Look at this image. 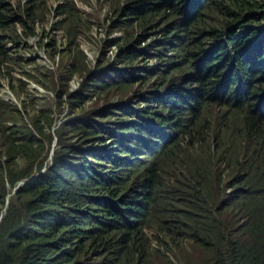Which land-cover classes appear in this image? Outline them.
I'll use <instances>...</instances> for the list:
<instances>
[{
    "label": "trees",
    "instance_id": "1",
    "mask_svg": "<svg viewBox=\"0 0 264 264\" xmlns=\"http://www.w3.org/2000/svg\"><path fill=\"white\" fill-rule=\"evenodd\" d=\"M45 7L0 0V80L13 72L6 43L33 37ZM119 13L129 33L164 25L173 55L153 85L172 95L142 111L109 106L98 122L85 89L68 94L82 114L56 131L50 166L52 112L18 125L0 100V264H264V0H126ZM68 35L69 72L81 74ZM139 39L119 47L122 63L137 60ZM127 76L101 75L95 96L127 98Z\"/></svg>",
    "mask_w": 264,
    "mask_h": 264
},
{
    "label": "rangeland",
    "instance_id": "2",
    "mask_svg": "<svg viewBox=\"0 0 264 264\" xmlns=\"http://www.w3.org/2000/svg\"><path fill=\"white\" fill-rule=\"evenodd\" d=\"M28 1L10 0V4L16 8L17 5L21 4L25 6ZM45 1L46 7L43 8L44 14L43 17H39L40 23L35 26V35L29 39L22 37L20 40H16L14 44L12 42L7 44V47L10 48L9 54L12 58V64H10L9 69H13V72L11 79L4 78L0 80L2 86L0 100L5 104L16 107L21 113V116L13 113V116L15 115L14 121L18 125L29 123V118L34 112L40 110H49L52 112L51 131H49L53 137L50 149L51 153L56 148V139L54 138L56 131L60 132L63 129L61 128L63 123L74 119L78 114H82L80 109L76 108L75 103H71L73 106H70V103L65 98L68 94L75 93L81 77L83 81L80 89L76 92L85 89L88 96H91L83 105V108L85 111L91 110L94 115L92 118L98 122L100 120L97 119L95 114L100 111H106L109 106L115 107L122 102H128L133 109L146 107L147 105L153 107L157 100L155 98L152 99V95L159 98L160 101L165 100L170 90L165 86L157 87L153 85V82L158 78L157 73H160L166 67H170L168 58L173 55V51L172 49L165 50L164 44L165 42L171 43V41L164 37L166 39L164 42H154L148 45V47L140 45L138 47L137 60L131 63L134 65L129 66L131 64L122 63L119 55V47L124 44L125 40L130 38L131 34L136 35L137 32V29H134L129 33L130 29L124 27V17L119 13L120 6H124L126 0ZM62 2L66 3V8L59 9L58 5ZM40 4V1L37 2V5ZM68 8H70V14L67 12ZM65 10L67 12L66 16L59 14L60 11L63 12ZM169 23H174L175 26H178V17L170 19ZM163 26L162 24L160 27L155 26L153 29L150 28L146 32L149 35L146 37V40H151L156 38L157 35H162L160 30H163ZM74 28L77 32L75 43L82 55H84V59L87 58L92 63V71L86 68V64L83 61V72L81 74L73 73L70 75L69 70L72 67L70 65L72 60L69 55L70 37L68 33ZM141 34L144 33L138 32V36ZM117 40H119L118 43L116 42ZM142 40V38L139 39L140 42ZM96 60L99 62L97 71L93 70V64ZM150 60H154V64L150 66L157 67L161 70H149L145 76H136L133 90L128 92L127 98L121 99L115 90H113V96H109L108 103L100 102V98L95 96L97 95V90L94 89L95 83L93 84V80L98 79L101 75H104L108 79H116L118 76L123 78V80H127L125 79L127 75L124 74L126 72L129 75L127 77H134V72L128 70V68L142 69L141 67ZM80 65L81 58L78 56L75 66ZM144 72L145 69L139 70L136 72V75ZM67 74L70 78L74 75V79L64 82ZM63 92L65 94L60 97L59 94ZM149 100L150 103H146ZM157 131L159 139H164L160 130ZM111 133L114 135V138H108L106 145H116L118 143L117 138L119 134L117 132ZM129 135L134 139L137 136L136 133ZM75 140L77 139H74L72 142ZM72 142L71 140L69 141V143ZM224 148L231 152L234 147H232V144H228ZM212 150H215V145H213ZM194 155L198 157L200 154ZM227 155L223 154V158ZM218 156H221V154H218ZM88 161L93 163V159L91 158ZM163 166L167 167V165ZM218 167L219 171H222V166L219 165ZM224 172L221 178L222 181L226 180L228 174L227 171ZM3 178L5 179V177ZM10 196L11 194L7 197L5 204L8 203ZM229 211L227 209L224 213H229ZM147 234L150 236L152 232L147 231ZM184 249L187 253L192 252V249L187 245H184ZM166 255L171 257L172 253L166 252Z\"/></svg>",
    "mask_w": 264,
    "mask_h": 264
},
{
    "label": "clouds",
    "instance_id": "3",
    "mask_svg": "<svg viewBox=\"0 0 264 264\" xmlns=\"http://www.w3.org/2000/svg\"><path fill=\"white\" fill-rule=\"evenodd\" d=\"M64 2H62V3H60V4H63ZM78 9V8H77ZM138 33V32H137ZM149 36V35H148ZM148 36H146V34L144 33V34H141L140 36H139V38H142L143 40L140 42H138V44H135V49L137 50V52L139 51L138 49V47L140 46V45H143V46H146V47H148V45H150L151 43H154V42H164V41H166V39L165 38H163V36L162 35H157L156 36V38H154V39H151V40H146V37H148ZM134 37L136 38V37H138V35L136 34V35H134ZM168 40H170L171 41V39L170 38H167ZM8 43H10V42H8ZM8 43H6V48H8L7 47V44ZM165 44L167 45V44H169V42H165ZM170 44H172V46H173V42L171 41V43ZM115 48V47H114ZM8 49H10V48H8ZM168 49H171L170 48V46H165V50H168ZM120 50H121V48H120ZM97 55H99V54H97ZM119 55H120V53H119ZM106 57H110V56H106ZM113 60V59H112ZM97 62H98V60H96V61H94V64H93V70H96L97 71V66H98V64H97ZM86 63H87V69L88 70H90V71H92V66H91V64L92 63H90V60H88L87 58H86ZM151 64H154V60H150V61H148L143 67H141L142 69H145V72L144 73H142V74H140V75H136V72H138L139 70H142V69H139V68H128V70H131V71H133L134 72V77H136V76H145L146 75V73L149 71V70H154V69H159V68H157V67H152V66H150ZM132 65H134V64H131L130 66H132ZM169 69V67H166V68H164V70L163 71H161L160 73H157L158 75L159 74H163V73H165L167 70ZM159 70H161V69H159ZM78 76V75H77ZM78 77H80V76H78ZM74 79V75L71 77V79L70 80H73ZM69 80V81H70ZM82 81H83V78L81 77L80 79H79V84H78V88L76 89V91L77 90H79L80 89V85H81V83H82ZM165 86V85H164ZM164 86H162V87H164ZM165 87H167L170 91H169V94L166 96V98H165V100L164 101H166V100H168V97L170 96V95H172V89L171 88H169L168 86H165ZM94 89H96L95 87H94ZM92 90V89H91ZM75 91V92H76ZM152 99H154V95H152ZM159 99V98H158ZM160 100V99H159ZM146 103H150V100L149 101H147ZM117 106H119V107H122V108H124V109H126V110H134L133 112H136V111H138V110H140V111H142V110H144V109H147L148 107H149V105H147L146 107H140V108H135V109H133L132 107H130V105H129V103L128 102H122L120 105H117ZM149 122H152V121H149ZM152 128H156V126H155V124L154 123H150L149 124ZM158 130V129H157ZM161 132V134H162V137L164 138V134H163V132L162 131H160ZM157 137H158V131H157ZM135 139H139V137L138 136H136V138ZM158 139H159V137H158ZM162 143H164L165 142V138L164 139H159ZM51 152L49 153V158H48V161H49V166H50V164H51ZM24 183H22V182H20V183H18L17 184V186H16V189H19L22 185H23ZM227 192V200H230V198L228 197V194H229V190H227L226 191ZM152 245H154V244H152ZM155 246V245H154Z\"/></svg>",
    "mask_w": 264,
    "mask_h": 264
}]
</instances>
